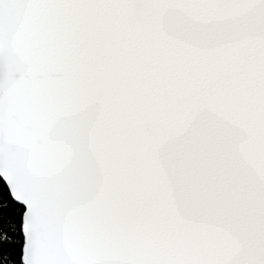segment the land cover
Segmentation results:
<instances>
[{"label":"snow or ice","instance_id":"snow-or-ice-1","mask_svg":"<svg viewBox=\"0 0 264 264\" xmlns=\"http://www.w3.org/2000/svg\"><path fill=\"white\" fill-rule=\"evenodd\" d=\"M0 264H264V0H0Z\"/></svg>","mask_w":264,"mask_h":264}]
</instances>
